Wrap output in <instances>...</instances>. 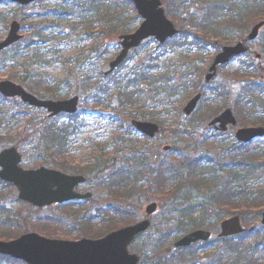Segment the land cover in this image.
<instances>
[{
    "label": "trees",
    "instance_id": "16d2710c",
    "mask_svg": "<svg viewBox=\"0 0 264 264\" xmlns=\"http://www.w3.org/2000/svg\"><path fill=\"white\" fill-rule=\"evenodd\" d=\"M43 2L46 3L47 1L43 0ZM163 2L168 8L169 17L172 18V20H174L180 27H183V25L187 23H193V26L198 28L202 35L206 38L207 36L209 37L214 34L217 38H226L228 40L230 37L239 34L238 32L246 31L243 30V28L246 29L245 22L250 20V22L254 24L264 21V0H163ZM197 5L198 7L203 6L204 9H199V11H205L206 18H202L199 22L197 20L194 22V20L190 19L193 18L194 9ZM45 9L46 11L51 10L49 6H45ZM130 11L133 12V16H135L132 22L125 19L126 16L127 18L131 17ZM52 12L53 13L51 15L55 17V20H59L57 22L66 24L71 29V34L76 35L79 40L73 41L71 34L66 36L65 34H59V31L56 30L55 26H43L44 23H47L45 17L48 16L47 14H43L42 20L36 28L32 38L33 40L28 46L30 49L36 50V57H41L45 61L51 60L47 59V56L44 53H41L42 48L46 44L53 42V40L55 41L57 36L62 40L56 45L57 51L55 49L51 51L53 59L56 58L55 55L59 52L60 45L71 46L74 43L79 44L82 40L94 42L95 40H101L102 38H104V40L116 38L122 34L132 33L140 23V18L136 16V11L130 0H59V5L57 7L55 6V11ZM2 18L4 23L7 24L8 15L3 14L0 16V19ZM46 32H49L50 38H52V40L48 42L45 37ZM94 45L95 44L93 43V46ZM166 45L168 44L166 43ZM159 47L160 49H164V46ZM15 49L16 46L9 50L10 53H12L11 60L14 63L16 62L15 60L25 58V55H19ZM13 53L17 54V58L13 55ZM95 53L97 54L96 60H98L100 64L109 62L115 55H113L114 52L107 53V50L102 53L95 51ZM85 61L84 55L82 57L72 58L63 57L62 62L63 65L66 66L65 69L67 75L60 80L61 83H59V85H56L57 82L53 80L52 77L49 80L44 81V78L41 75H35L34 77L28 76L24 79V81H22V83L32 93L59 97L58 91L60 88H69L73 84L70 80L72 74H68L69 71L67 69H77V67L85 63ZM145 62L133 68L132 71L130 70V72L126 75L125 72L123 73L122 71H127L129 69L126 68L127 64L124 63L121 68L110 77V82L106 84L103 83L105 78L102 77L101 73L97 74L98 81L93 80L84 73L82 75L83 79L79 84L82 95L88 96L89 94H92L94 98L92 102L93 108L102 106L104 109L109 110L108 108L112 107L113 99L116 98V111H120L123 114V117L141 121H156L160 125L163 123L165 124L164 120H158L156 111L149 105L150 101L153 100L155 96L152 94L153 91H149L148 94L150 93V95L146 97V90H151L153 87L154 90L165 92V94L167 93L170 97L178 95L179 90L177 89V86L172 87L169 84L167 77L152 75L151 70L153 66H155L154 63L157 64L159 62L157 57L154 58V56H151ZM24 65L25 67H28L30 66V63H24ZM234 78L242 79L245 78V75L237 71ZM12 79H14V77H12ZM186 81L187 80L184 79L180 86L184 92H188V90H190L189 88H185L187 86ZM142 86L146 87L143 88ZM263 89V85L259 88L254 86L249 89V87H247L248 92L252 95H256L257 90L258 93H261ZM68 93L70 92L68 91ZM239 98L240 97L238 96L237 99ZM5 101L6 100L0 97V103ZM239 103L238 107L244 108L241 105L242 101H239ZM20 107L21 109H18L16 106L13 107L15 108V111L10 110L9 113L1 111L0 108V118H5L6 121L9 117L8 122L10 121V118L12 122H20L21 120L29 117L26 121L27 131L16 133L15 135H13L11 131H8L4 135L0 136V144L4 141L12 143L13 141L24 139L26 141L24 143L25 145L30 139H32L30 143V145L32 144L33 146L32 155L26 156L28 159V167L33 168L38 165H48L67 173L70 172L85 175L99 173L106 168V165L102 166L100 164L99 159L97 160V164H91L90 166L84 168H70L65 163L64 156L69 155L76 149V141L82 134V131L78 129L79 123L81 125L84 124L81 121V114L67 117L66 124L64 123L61 125L59 124L60 119L38 120L35 115H28V107L25 106L26 108H23V105L19 106V108ZM20 111H22V113H20ZM238 113L244 120H247L245 110L238 109ZM262 117H264V115ZM108 119L109 118L106 120ZM3 121L4 119L0 120V125H2L1 123H4ZM255 122L258 124H264V120L260 119ZM175 136L178 140H182L181 137L184 135L177 133L176 131ZM116 137L115 143H117L120 149L124 151L127 150L126 144L130 141L126 139V137H123V139H118L119 136ZM18 146L21 147V145ZM178 150L180 149L173 148V151L171 152V159L180 161L181 165L186 170H180V172L177 173L170 163L167 161L164 162L160 170L161 176L157 178L153 190L162 198L169 199L175 195L174 193L166 194L167 188L164 186L170 180L178 181L179 187L189 180L193 182L195 181L197 183L195 186L198 189H206L208 185L210 186V183L212 184V188L216 190V195L214 196L212 204H214L216 208L227 210L233 203L244 202L242 209L237 210L236 212H240L243 222L246 225L251 226L249 228L246 227L247 230L243 235L237 238L223 240L225 245H223L224 249H222L221 252L222 256L217 261V264H224L226 262H230L231 264H264V227L260 228L259 225H256L255 223L257 221H254L252 224V220L255 219L252 214V212H254L253 209L257 210L259 207L260 209L264 208V161L259 162L257 160H261V158L263 159L264 151H261L259 154L253 156H250L248 151H246L245 154H243L244 158L241 159L243 160V162H241L242 167H239L242 168L241 171H243L244 176L240 177L238 180L237 171L233 170L234 175L231 177L229 176L231 179L226 181L221 179L219 174V178L215 175L208 177V173L210 175L212 174L210 172L212 169L209 165V161L205 158L192 160L188 157L185 159L183 156L179 155ZM135 162L143 164V157L141 158L136 156L133 164H135ZM220 167L221 166L219 165V168ZM220 171L229 172L228 170L223 169L218 172ZM218 172L216 171V173ZM142 174L143 171H125V169L122 168L114 171L107 180L100 182L97 186L101 192L104 191L106 194H109V199L114 201H126L135 194L134 192L137 190V186L140 185ZM254 181L255 184L249 183ZM204 207L207 208V205H204ZM59 208L62 209V213L67 218H75L78 220L80 225L83 227L81 231L82 237H91L89 234L92 231L91 227H93L92 218H81L82 214L79 217L77 216L79 215V210L84 213L83 207L76 208L75 205H69L67 207ZM199 208L200 207L193 209L194 211H192L189 216L182 214V212L180 213V218L177 224V229L180 232L188 231V226L194 223V221L188 220H191L194 216L193 212H198ZM2 216L3 219L0 221V229L5 231L7 228H11L13 219L7 215ZM133 216V213L128 210H111L106 214V216L102 217L103 222L107 219L106 222L108 224L104 226L105 228L100 236H94H98V238L95 239L102 238L110 232H113L123 226L133 224ZM257 219H259L258 215ZM45 221V223L50 222L53 226H57V223H61L59 221L53 222L50 219H46ZM27 222L35 227H40V225L44 223L41 220L33 221L31 219ZM110 222L113 224L112 226L110 225ZM121 222H124V225L119 227ZM172 223L173 220H168V225H171ZM85 227H88L86 228V232ZM40 232L47 237H58L55 230ZM170 233L171 232H168L164 236L159 237L157 242H155L153 247H151V250L147 248L141 249L142 252H139L140 255L149 254L158 256L159 258L157 262L160 264H196V245L189 249H181L177 253H173L170 250V247L175 239L170 240ZM207 245L208 244L202 246ZM199 249L203 254H207L209 252L204 248L199 247Z\"/></svg>",
    "mask_w": 264,
    "mask_h": 264
},
{
    "label": "rangeland",
    "instance_id": "374dc122",
    "mask_svg": "<svg viewBox=\"0 0 264 264\" xmlns=\"http://www.w3.org/2000/svg\"><path fill=\"white\" fill-rule=\"evenodd\" d=\"M0 3H4V0H0ZM59 5V0H49L43 5L40 2H36L32 6L28 7L27 9H19L16 6L13 5H3V7H0V13H4L8 15V22L7 24L4 23L3 18L0 20V41H2L8 33L9 26L13 20H18L22 24V35L24 36V42L29 41L33 38V35L35 33L34 31V25L36 23L41 22V15L46 13V9L44 6H49L52 11H55V6L57 7ZM131 10V9H130ZM131 17L127 18L126 20L129 22H132L135 16H133V12H131ZM129 14V13H128ZM47 23H44L43 26L48 27L51 21L55 20L54 17L47 16L45 17ZM24 19V23L21 22V20ZM188 24L183 25L184 29L188 28ZM252 26V23L250 21L245 22V28L249 30ZM38 27V26H37ZM61 31L64 32L65 30H69L70 28L66 24L61 23ZM264 34V33H263ZM72 36V35H71ZM82 38V37H81ZM73 41H78L79 38L72 36ZM98 42V43H97ZM214 41L210 42L213 44ZM93 43L95 44L93 48L91 49ZM217 43V42H216ZM215 43V44H216ZM114 44V42H112ZM146 44V43H145ZM149 44V43H148ZM148 44H146L143 48L139 49L137 52L131 54L130 61L127 65V69L133 66V64L136 66L139 63V60L141 58H144V53L150 51H154L153 48H149ZM57 43L51 42L43 46L42 52L47 56V59H50L52 57L51 51L56 50ZM217 45V44H216ZM105 47H107L104 44V38L101 40H95L94 42L91 41H80V43H74L71 46H59V54L57 56V59L60 57H82L84 55V59L86 60L85 63L81 64L77 67V69L68 68L69 71L68 74H73L71 76V80H76V82L79 80V83L83 79L82 75L85 73V75L91 77L93 80L98 81V75L102 67L104 65L100 64L98 60H96V53L95 51H98L99 53H102L105 50ZM149 48V49H148ZM251 55L244 59L239 60L237 63L231 64L228 67H226L224 70H222L216 82L210 86L209 88H205L203 95H204V102L202 103V109L203 110H211L212 109V97H214V91L211 92V90H215L217 88H221L228 94L229 102H226V105L231 108L234 113L235 112V98L236 95L239 94L240 89L244 86L243 82L252 83L255 84H264V36L262 35L260 42L253 44L251 47ZM148 49V50H147ZM154 49L156 47L154 46ZM119 50V47H117V44H114L111 49L107 50V53H113L117 54V51ZM32 49H29L25 51L26 60L24 63H30V66L25 67V65H18L14 62H12V53L2 54L0 57V82L4 80H10L14 83L19 84L18 82L24 80L26 77L31 76L34 77L35 75H41L43 76V80H49L51 77L53 80H55L57 83L56 85H59L60 80L64 78L65 76V65H63V62H52L51 61H45L41 57L34 56V51L32 52ZM23 47L21 49V52L19 55H22L23 53ZM254 54V56H253ZM13 55L16 57V53H13ZM32 55V57H30ZM215 51L210 44L206 46L205 53L203 54H194L193 52H190L187 56V58L181 62L178 60L177 57L174 56H167V59H172V62L177 64L178 62L180 64L179 70H181V74H175L172 77H176L179 79V76L183 75V71L185 69L192 67H195V69H192V71L197 73V76L193 77L194 79L200 78L202 79L204 73L206 72L207 68L211 65L213 59H214ZM255 55H259V59L255 60ZM17 58V57H16ZM83 59V58H82ZM35 61V62H34ZM18 62H20L18 60ZM244 63L245 67H249V64L254 63V69H251L250 71V78L248 81L241 80L234 78V75L236 74V69H240V65ZM27 70V71H26ZM126 72V70L124 71ZM169 74V73H168ZM160 75V74H159ZM170 75V74H169ZM12 77H16L17 80H12ZM110 78L103 81L104 84L110 82ZM180 80V79H179ZM177 80V81H179ZM201 81L194 82L192 85L193 89L190 93L196 92L201 84ZM45 83V82H43ZM63 88V87H62ZM79 94L81 95V90H78ZM149 92V91H148ZM64 92L61 94L63 95ZM74 94H70V97H72ZM148 96L150 95L147 94ZM190 96V95H189ZM187 94H185V97L181 95L178 97V99L174 100L172 102L173 106V112L177 111L180 112L181 109L184 107V105L193 97H189ZM69 98V97H67ZM66 98V99H67ZM81 98V105L80 109L84 110L86 113H96L100 116H109L110 114L113 115L115 118V126L116 127H107L102 122H97L95 124L96 127H99L102 131H99L98 129L91 130L84 128L81 134V137L76 141V149L72 151L69 155L64 156V160L67 166L70 168L74 167H84V166H90L93 163H98V159L100 161V164L102 166L106 165V168L99 172V173H93L88 175V183L79 188L78 190L82 193H88L91 192L93 194V198L91 201L85 203L86 205L83 207L84 213H82L79 210V215H76L79 217L81 214V218L87 217L92 218V231L89 234L91 237H82L81 231L83 227L80 225L78 220L75 218L70 219L64 216L62 213V209L59 207H50L43 210H30L29 208H26L22 206L18 202V193L17 191H14L12 189H6L3 187H0L1 193H0V210L6 211L8 214H10L14 218L13 226L17 227V229L11 230L8 233V237L6 238H14L16 236L17 230H20L22 234L27 232H34L42 235L40 231H56V234L58 237H55V239H61V240H80L82 238L87 239H95L100 236L104 230V226L108 223L106 222L107 219L103 222L102 217L106 216L108 212L114 209L119 210H128L133 213V221L134 223H137L139 221H142L143 217H145V208L150 205L151 203H157L159 206L158 211L156 214L151 218L152 221V227L149 230V232L139 238L130 248L131 253L137 254L141 262L140 264H160L157 262L158 256H153L149 254L140 255L139 252H142L141 249L147 248L151 250V247L157 242L159 237L164 236L168 232H171L169 234L170 240L179 239L180 237L184 236L185 234L195 231V230H206L210 231L213 235V240L217 241L218 235L220 234V223L228 218H231L233 216H239L240 218L241 213L236 212L237 210L242 209V205L244 202H236L231 205V207L227 210L222 208H216L214 207L213 199L216 195V190L212 188V184L210 183V186L208 185L206 189L202 188H196L195 184H197L195 181H187L185 182L181 187H179L178 183H174L172 181H169L164 187H166V194L174 193L175 195L170 197L169 199L162 198L150 190L148 188H145V185L151 186L154 184V177H149L148 179L144 176L141 178V190L140 185L137 186V190L134 192L135 194L130 197L126 201H114L109 199V194H106L104 191L101 192L100 189H98L97 184L100 182L107 180L109 176L117 169L120 168H127L128 164L131 162L133 157L135 155H138V157L142 158V154L140 152H134V150H145L146 146L148 145L150 147L151 153L155 154V157L160 158L159 156L162 155L163 158H170L168 153H163L162 149L167 146H179L180 149L186 150L184 151L185 155L188 154V156L193 157L194 159H197L198 157L207 156L211 158L217 159L218 162H220L223 166H229L227 170L229 172H225L221 175L223 177V180H230L231 176L234 175L233 170L237 171L238 176H242L243 172L238 167H230L231 165L235 166L236 161L238 158H236V153L233 151L235 141L232 139L231 134L226 135L224 138H217L218 141H222V145H218L217 147H212L214 150H208L210 154H208L206 146H204V141L207 138H210V136H214L213 133L208 132L206 130L205 125H201L202 122L205 121L204 114L197 113L200 112V109L197 110V112L194 114V116L191 118H194L193 123H178L177 118H175L176 113L173 115V117L167 118L165 117L164 121H166V130H164V134H160V136H157L153 141H146L144 138H141L137 136L136 134L125 131V128L122 130L118 129L117 126L121 127L122 124L126 122L125 117H123L122 113L120 111H114V114L112 112L108 111L106 112V109L96 108L95 110L90 108L91 104L94 100L92 94L82 97ZM264 99V96L258 97L256 100L259 101L258 104L254 103L253 109H256L258 113H262L264 111V102L261 101ZM252 101L251 98L245 97V102ZM19 103L14 102L10 103V107H17ZM150 106L152 103L149 104ZM260 105V106H259ZM90 106V107H89ZM182 107V108H181ZM112 108L117 110V103H112ZM18 109H21L18 108ZM226 108L224 107L222 110L219 111L218 114L223 112ZM180 110V111H179ZM219 110V108H218ZM217 110V112H218ZM12 111H15V108H12ZM216 112V113H217ZM22 113V111H20ZM28 115H36V118L39 120L46 119L45 113H36L35 111H28ZM215 113V116H216ZM237 115V114H236ZM263 115V114H262ZM177 117H179V114H177ZM240 123L237 130L240 128H251V127H263L264 125H253L251 122H242L241 118L237 115ZM4 119V123L0 125V136L4 135L6 132L11 131L14 135V133H20V132H26L27 131V124L25 123L28 120V117L24 120H21L20 122H12L11 118L10 121L9 117L0 118V120ZM200 121V123L198 122ZM117 123V124H116ZM90 124V122H89ZM91 125V124H90ZM124 126V125H123ZM177 128L178 133H185L189 134L190 136L185 138V135L182 140H180L178 143L175 140V136L171 134V127ZM180 129V130H178ZM176 130V129H175ZM236 130V131H237ZM191 133V134H190ZM125 135V136H124ZM116 136H119L118 139H123V137H126L130 142L128 143L127 150H125L122 153H119L115 156L116 152V145H114V142L116 141ZM128 136V137H127ZM133 141L136 143H133ZM19 145L23 149H21V153L24 157L23 163L25 164V153L26 156H31L33 152V146L32 144L29 145L28 143L24 145L26 142L24 139H21L18 141ZM7 145L1 146L0 150L5 148ZM260 148L264 149V142H260L252 146V149L249 150L248 154L252 156V153H254L253 150H259ZM209 155V156H208ZM162 158V159H163ZM232 159L236 160L233 161ZM169 163L176 165L179 167V163L173 161L172 159L167 160ZM264 161V158L261 160ZM64 163V164H65ZM23 166V165H22ZM24 167V166H23ZM231 168L233 170L231 171ZM181 170V169H180ZM224 170V169H223ZM100 171V170H99ZM231 173V174H230ZM230 176V177H229ZM255 182V181H254ZM250 184H255L251 183ZM163 187V188H164ZM165 192V191H164ZM164 197V196H163ZM166 197V196H165ZM217 197V196H216ZM215 197V198H216ZM204 205H207V208L204 207ZM197 207H200L198 212H193L194 216L191 218V220L188 221H194L193 224L189 225L188 231H179L177 229L178 220L180 218V213L185 214L186 216L191 215V212L194 211L193 209H196ZM250 208V207H248ZM254 212L252 214L254 215L255 219L252 220V223L254 221H257L255 224L258 225L259 219H257V215L261 216V213L264 211V208L260 207L256 210L253 209ZM259 213V214H258ZM251 216V215H250ZM252 217V216H251ZM29 219L35 221V220H43V224L40 225V227L32 226L30 223L26 222ZM44 219H50L52 221H59L61 223H57V226H53L50 222L45 223L46 221ZM168 220H173V223L171 225H168ZM242 220V218H241ZM133 223V224H134ZM197 223V224H195ZM110 225L112 226L113 224ZM124 225V222H121L119 224V227ZM246 225V224H245ZM110 226V227H111ZM251 225H246L247 228H249ZM125 227V226H123ZM85 227V232H86ZM122 228V227H121ZM194 228V230H193ZM4 233L7 234V231H2L0 229V238H4ZM98 235L97 237H94ZM4 241H8L7 239H3ZM218 242V241H217ZM222 245L219 246L218 244L210 250V252L207 255L201 254L198 256L197 262L200 264H216V260H218L221 256V253L219 252L220 249H222ZM1 262V261H0ZM0 264H9L7 262L2 261ZM225 264H231L230 262H226Z\"/></svg>",
    "mask_w": 264,
    "mask_h": 264
},
{
    "label": "water",
    "instance_id": "95a60500",
    "mask_svg": "<svg viewBox=\"0 0 264 264\" xmlns=\"http://www.w3.org/2000/svg\"><path fill=\"white\" fill-rule=\"evenodd\" d=\"M23 6L32 4L35 0H10ZM144 22L132 35L120 37L122 52L111 63L103 69L105 76L110 75L126 59L129 51L140 46L149 39L155 38L161 44L167 39L175 36L178 31L174 25L165 17L161 8L160 0H131ZM264 27V23L258 24L248 41H253L258 36L259 31ZM20 25L14 22L11 26L8 38L0 44V52L21 40L19 36ZM246 52L242 44L233 48H223V52L216 58L213 66L207 73L206 81H211L216 75L218 65L229 63L236 56ZM0 93L6 98H20L23 103L32 107L47 109L52 116L60 113L74 114L77 112L78 98L69 101L52 102L40 101L27 93L21 86L10 81L0 83ZM200 96L194 98L182 112V119L188 118L195 110ZM236 125V120L230 111H227L215 119L210 127L225 131L227 125ZM129 125L135 126L143 134L154 137L159 129L149 123H138L130 121ZM264 137V129L241 130L237 134L238 140L242 142H252L256 138ZM22 157L15 150L10 149L0 154V179L12 183L19 191V198L35 207L42 208L53 204H63L74 200L87 199L91 195H79L75 188L85 183V179L80 176H69L61 172L41 168L36 171H26L19 167ZM156 204L150 205L146 209L148 215L156 212ZM264 224V214L263 221ZM149 221L138 223L113 232L101 240H81L78 242L50 240L37 234H28L20 239L4 243L0 242V254L12 257L25 262L26 264H139V257L129 252V247L134 240L148 231ZM240 219L235 217L222 224V237H229L243 233ZM210 233L196 231L177 242L173 249L189 247L200 241H208Z\"/></svg>",
    "mask_w": 264,
    "mask_h": 264
},
{
    "label": "flooded vegetation",
    "instance_id": "af4514ba",
    "mask_svg": "<svg viewBox=\"0 0 264 264\" xmlns=\"http://www.w3.org/2000/svg\"><path fill=\"white\" fill-rule=\"evenodd\" d=\"M250 21V20H249ZM252 27V26H251ZM252 28H250L249 30H247V29H244L243 28V30H246L245 32H238L239 34H236L235 36H232V37H230L228 40L226 39V38H217L214 34H212L211 36H207V38L206 37H204L203 35H202V33L200 32V30L198 29V28H196V27H194V26H188V28L187 29H185L184 30V32H183V38L184 39H186L187 40V44H189L190 46H196V45H200V46H204L205 48H206V46L208 45V44H210V46H212V48H214V51H215V55H214V58L216 57V55L219 53L218 52V50L222 47V46H235V45H237V44H239L240 42H242V43H244L245 45H246V47H247V52H246V54H247V56H252L250 53L252 52L251 51V46L253 45V44H256V43H258L259 41H256V42H246L245 40H246V35H247V33L251 30ZM186 40H184V41H182V42H180L179 43V48H181L182 50H185V49H188V47L187 46H184L183 47V44L186 42ZM212 41H214L213 42V44L212 43H210V42H212ZM194 42H195V44H194ZM217 42V43H216ZM146 44H148V47L149 48H153V50L154 51H152V52H150V51H148V52H146V53H144V58H141L140 60H143L140 64H138V65H141L142 63H144L145 61H147L148 59H149V57H151V56H154V58H158L159 60H160V58L162 57V52H160V51H157L156 49H154V42L152 41V40H150V41H147V42H145ZM143 44L142 45V47L141 48H143L146 44ZM217 45H216V44ZM155 47L157 48L158 47V45H156L155 44ZM140 48V49H141ZM148 48V49H149ZM147 49V50H148ZM138 50H139V48H138ZM137 49H136V51H132L133 53H135V52H137L138 51ZM132 54V53H131ZM186 55H188V54H186ZM131 56V55H130ZM253 56H254V54H253ZM255 58H257V56L255 55ZM213 61H214V59H213ZM213 61H212V63H213ZM146 63V62H145ZM212 63H211V65H212ZM234 63H237V62H234ZM233 63V64H234ZM155 65H156V63H154ZM180 64L181 63H177V64H173V68L171 69V71H170V75H169V79L171 80V83H170V85L172 86V87H175L178 83H179V81L181 80V76H179V79H177L176 77H172L173 75H175V74H181V70H179V68H180ZM232 64V62L230 63V64H228V66L229 65H231ZM210 65V66H211ZM210 66L207 68V70L210 68ZM228 66H220V67H218V74L216 75V78L212 81V82H210V83H208L207 84V86H204L205 88H209L210 86H212L215 82H216V80H217V78H218V75H219V73L222 71V70H224L226 67H228ZM130 65H129V70H130ZM189 70L190 69H192L191 67L190 68H188ZM186 70V69H185ZM184 70V71H185ZM238 70H240L242 73H244V75H245V77L246 78H248L249 77V75H250V70H251V67H250V64H249V67H241L240 69H238ZM151 72L154 74V72H156V73H164L165 72V67H164V64L163 63H160V64H158V66H154L153 68H152V70H151ZM177 80H179V81H177ZM143 88H145V86H142ZM200 87H202V85H200ZM212 91H214V97H212V99H210L211 101H212V109L211 110H208V109H206L205 110V120H206V122H205V127H206V130L208 131V132H211V133H213L214 134V136H210V138H207V143L205 144L206 145V148H207V151L208 150H214L212 147H217L218 145H222L223 144V142L222 141H218L217 140V138H224L226 135H230L231 134V136H232V139L235 141L234 143H235V145H234V148L235 147H237V146H239V145H243L242 143H240V142H238L237 141V137H236V134H237V126H235V127H232V126H228L227 128H226V130L224 131V132H219V131H216V130H214V129H212L211 127H210V124L212 123V121L216 118V117H218L220 114H218L219 113V111L220 110H222L224 107L226 108L223 112H225V111H227L228 109H229V107L226 105V102H227V100H226V97L228 96V94L224 91V90H222L221 88H217V89H215V90H211V92ZM229 97V96H228ZM114 102H116L117 103V99L116 98H114L113 99V103ZM164 103V101L163 100H160V98H159V96H155V99H154V101H153V104L151 105V108H154V110L156 111V113H157V115H158V120H160V121H163L164 119H165V117H167V116H169L170 117V119L173 117V115L176 113V116H175V118H177V122L178 123H189V124H191V123H193V121H194V118L193 119H191L192 117H190L188 120H181V111L180 112H177V111H174L173 112V106H171L170 107V111L167 109V108H165L164 106L162 107V104ZM96 108H101V106H98V107H95V109ZM218 108H219V110H218ZM109 110H105V111H110V112H112V114H114V111H112V110H115L114 108H108ZM217 110H218V112H217ZM116 111V110H115ZM217 112V113H216ZM215 113H216V116H215ZM222 113V112H221ZM177 114H179V117H177ZM111 115V114H110ZM157 115H156V117H157ZM111 116H113V115H111ZM114 117V116H113ZM115 118V117H114ZM129 120H135V121H140V122H149V123H152V124H156V125H160L158 122H156V121H151V120H146V121H141V120H136V119H129V118H127L126 119V123L129 121ZM117 124V123H116ZM238 125H239V122H238ZM83 129V128H82ZM132 129V128H131ZM237 130V131H236ZM127 131H130V132H132V133H134V134H136L137 136H139V137H141V138H144L146 141H153V139H155V138H153V139H150V138H148V137H146V136H144L143 134H141V133H138V132H136V131H134L133 129L132 130H130V129H128ZM126 131V132H127ZM230 133V134H229ZM133 143H135L134 141H133ZM136 144V143H135ZM4 145V144H3ZM134 152H140L141 154H142V157H143V167H144V170L147 172V174L149 175L152 171H155V170H157V169H159L160 167H161V164L163 163V161L160 163V160L163 158L162 157V155L161 156H159L160 158H158L157 159V157H155V154H152L151 153V150H150V147L147 145L146 146V149L145 150H134ZM162 152L164 153V148L162 149ZM208 154H210L209 153V151H208ZM209 156V155H208ZM209 158H211L210 156H209ZM211 159H215V158H211ZM129 167L131 168V167H133V163H129ZM156 175H158V173L157 172H155V175L154 176H156ZM150 187H152V186H147V188H150ZM8 189H10V188H8ZM17 227H15V226H12L11 227V230H14V229H16ZM0 239H2V238H0ZM7 262V261H6ZM7 263H9V262H7ZM10 264V263H9Z\"/></svg>",
    "mask_w": 264,
    "mask_h": 264
}]
</instances>
